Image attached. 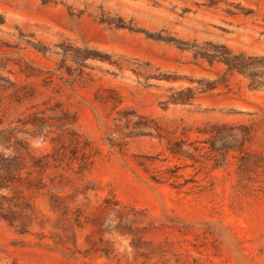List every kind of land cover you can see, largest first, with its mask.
Instances as JSON below:
<instances>
[{
	"label": "rangeland",
	"instance_id": "374dc122",
	"mask_svg": "<svg viewBox=\"0 0 264 264\" xmlns=\"http://www.w3.org/2000/svg\"><path fill=\"white\" fill-rule=\"evenodd\" d=\"M9 156L0 264H264V0H0Z\"/></svg>",
	"mask_w": 264,
	"mask_h": 264
},
{
	"label": "trees",
	"instance_id": "16d2710c",
	"mask_svg": "<svg viewBox=\"0 0 264 264\" xmlns=\"http://www.w3.org/2000/svg\"><path fill=\"white\" fill-rule=\"evenodd\" d=\"M220 128V132H219V140L221 139V127ZM245 129V128H244ZM78 137V136H77ZM78 139V138H77ZM216 140V139H215ZM250 141V133L248 132L247 129H245V132L243 134V136L240 138V145L241 148H243L248 142ZM78 140L77 143L78 144ZM214 147V146H213ZM169 151L172 155L176 156L178 154H180V150H178V148H174V147H170ZM55 152L57 153L58 150H55ZM83 165L86 166L87 163H89V155H87L86 153L83 154ZM39 164V163H38ZM21 161L20 158L17 157H7V159L2 160V162H0V179H1V186L0 189L3 188V182L5 183L6 180L11 181L12 179H14L15 177V172L19 171L21 169ZM40 168H42V164L39 165ZM216 167H221V166H216ZM87 168H84L83 166H81V171L86 170ZM158 181V180H155ZM29 183H31V180H29ZM31 186H33L31 184Z\"/></svg>",
	"mask_w": 264,
	"mask_h": 264
}]
</instances>
